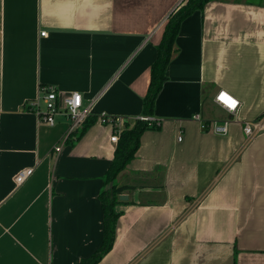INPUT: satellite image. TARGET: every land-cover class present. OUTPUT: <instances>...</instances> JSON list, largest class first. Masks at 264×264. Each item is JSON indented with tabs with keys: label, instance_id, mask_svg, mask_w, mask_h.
<instances>
[{
	"label": "crops",
	"instance_id": "crops-1",
	"mask_svg": "<svg viewBox=\"0 0 264 264\" xmlns=\"http://www.w3.org/2000/svg\"><path fill=\"white\" fill-rule=\"evenodd\" d=\"M183 2L0 0V264H80L99 248L117 143L97 119L131 128L142 116L155 46ZM175 46L158 128L116 178L127 199L114 205L113 245L97 264H264V130L242 133L264 123V0L207 2ZM41 86L81 95L92 122L77 140L68 116L48 125L25 107ZM220 91L238 101L234 114ZM194 114L229 121L228 133L202 130ZM23 169L32 174L17 185Z\"/></svg>",
	"mask_w": 264,
	"mask_h": 264
},
{
	"label": "trees",
	"instance_id": "trees-1",
	"mask_svg": "<svg viewBox=\"0 0 264 264\" xmlns=\"http://www.w3.org/2000/svg\"><path fill=\"white\" fill-rule=\"evenodd\" d=\"M212 0H184V2L172 11L167 17L159 43L155 46L156 58L150 66V79L147 91L142 99V117L151 118L154 110V102L163 82L166 80L165 71L168 64L177 53L175 40L179 27L183 20L196 11L201 12L204 5ZM92 119L87 118L80 131L76 132L74 140H77L84 130L90 125ZM158 128L153 122L135 120L131 128H125L118 137L113 159L103 177L104 189L99 195L103 211V238L102 242L87 259L80 264H97L113 245L115 225L118 214L114 212V205L118 201L123 188L117 186L116 178L133 159L138 147L141 135L148 129ZM72 143V140H71Z\"/></svg>",
	"mask_w": 264,
	"mask_h": 264
},
{
	"label": "built area",
	"instance_id": "built-area-1",
	"mask_svg": "<svg viewBox=\"0 0 264 264\" xmlns=\"http://www.w3.org/2000/svg\"><path fill=\"white\" fill-rule=\"evenodd\" d=\"M44 32L41 33V36H44ZM223 92L216 96L217 102L222 104V106L227 107V112L234 114L238 108V101L234 100L233 98L225 95L226 99L229 100L228 103L226 100L222 99ZM39 101L42 102L43 107H39ZM82 97L79 93L73 92L66 96L58 95L57 91L54 87L50 86H41L39 87V96L37 100L28 101L25 104L28 110L32 111L36 114L37 118L40 122L53 125L55 124V117L58 115H66L70 119V126L67 133L70 136H75L76 132H78L86 119L89 117L88 110L83 108L82 106ZM138 119L142 121H148L152 124L159 125L158 122H154L153 119L149 117H139ZM194 121H198L200 128L202 130L208 129L217 135H226L228 133V125L229 121H211L209 123L204 122L200 115L194 114L192 116ZM97 121L103 125H111L113 127V134L110 137V141L112 143H117L119 134L125 129V122L126 120L122 117H109L105 115H100ZM264 130V123L261 121H254V122H244L242 125V133L247 139L253 138L256 134L260 131ZM67 134V135H68ZM181 139L178 138V141ZM56 151H60L58 147H56ZM32 174L31 169H23L19 171L18 175L15 176V183L20 185L24 183V181L30 177Z\"/></svg>",
	"mask_w": 264,
	"mask_h": 264
},
{
	"label": "water",
	"instance_id": "water-1",
	"mask_svg": "<svg viewBox=\"0 0 264 264\" xmlns=\"http://www.w3.org/2000/svg\"><path fill=\"white\" fill-rule=\"evenodd\" d=\"M118 199H119V200H123V199L125 200V199H127V197L124 196V195H120Z\"/></svg>",
	"mask_w": 264,
	"mask_h": 264
},
{
	"label": "bare ground",
	"instance_id": "bare-ground-1",
	"mask_svg": "<svg viewBox=\"0 0 264 264\" xmlns=\"http://www.w3.org/2000/svg\"><path fill=\"white\" fill-rule=\"evenodd\" d=\"M221 97H222V99L226 100L228 103H230V104L232 105V103L229 102V100L226 99L225 95H223V96H221Z\"/></svg>",
	"mask_w": 264,
	"mask_h": 264
},
{
	"label": "rangeland",
	"instance_id": "rangeland-1",
	"mask_svg": "<svg viewBox=\"0 0 264 264\" xmlns=\"http://www.w3.org/2000/svg\"><path fill=\"white\" fill-rule=\"evenodd\" d=\"M251 1H255V2H257V1H259V0H251Z\"/></svg>",
	"mask_w": 264,
	"mask_h": 264
}]
</instances>
